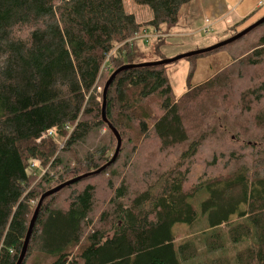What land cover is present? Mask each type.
Returning <instances> with one entry per match:
<instances>
[{"label":"trees","instance_id":"16d2710c","mask_svg":"<svg viewBox=\"0 0 264 264\" xmlns=\"http://www.w3.org/2000/svg\"><path fill=\"white\" fill-rule=\"evenodd\" d=\"M132 1L149 10L148 22L138 23L123 0H0V264L18 261L30 202L52 183L93 173L111 160L117 139L110 127L122 141L117 158L43 201L22 264H214L200 262L194 237L180 239L173 231L199 221L213 252L224 249V230L231 245L252 247L253 258L241 264H264V142L253 137L264 129V79L248 76L264 65V33L235 69L245 72L246 91L234 88L233 72L191 85L198 55L187 58V90L176 98L170 65L138 66L156 61L144 59L148 54L132 40L141 27L153 33L174 25L195 0ZM163 44L156 40L149 55L163 60ZM130 64L135 67L119 72L106 90L105 121L103 75ZM219 97L232 102V114L243 109L240 119L249 121L229 114L228 120L225 113L224 129H236L228 124L234 122L250 130L247 137L186 127L196 105L193 120H217V104L208 112L199 104L208 98L210 106ZM51 128L66 137L60 150L53 138L38 142ZM147 142L164 157L138 156L141 181L133 186V173L122 176L116 162L129 166ZM32 160L44 172L31 189ZM97 179H106L101 212ZM196 197L204 198L199 206L189 203ZM215 264L231 263L218 256Z\"/></svg>","mask_w":264,"mask_h":264},{"label":"rangeland","instance_id":"374dc122","mask_svg":"<svg viewBox=\"0 0 264 264\" xmlns=\"http://www.w3.org/2000/svg\"><path fill=\"white\" fill-rule=\"evenodd\" d=\"M201 1L206 3V4L212 2V0H201ZM194 2H197V1H194ZM123 4H124L125 11L129 14H134L138 23L144 24L145 22H148V20L151 18V13L149 12V10L146 7L137 5L132 0H123ZM192 4H193V2L191 4L183 7V10L181 11V13L179 15V20L177 23H175L174 25H171V26H169V25L164 26L160 30V32L153 31L154 36H152V37L146 36L149 32L148 30L147 31L145 30L146 28L141 27L139 29L138 34H136L134 36L132 41L135 42L134 44L138 48H140L141 51H146V54H148V56H146L144 59L157 62V61H163V60H170V59H172L178 55H182V54H185L188 52H194V51H198V50H202V49H212L213 47L219 45L221 42H224L227 39H230V38L236 36L237 34L242 32L245 28H247L248 26H250L251 24L254 23L253 22V23L249 24L248 26H245L242 29L236 28V26L230 27L232 25L230 23V20L232 18H227V16H225L224 19L221 20V22L212 26L209 33L208 32L206 33L204 31H203L204 32L203 33L202 31H199V28L203 26V22L205 20V16H203V14H202L203 9L201 10V14H199V13H197V12H199L197 9V6L192 7ZM190 10L192 11V13L194 12V16L191 18L193 24L192 23L190 24L187 21L188 20V13H191ZM191 14H190V16H191ZM193 18H194V20H193ZM210 19L212 21H214L213 20L214 18H210ZM212 21H210V22L212 23ZM263 33H264V27L258 29L256 32H254L250 36H247L244 40H241L240 42L233 44L230 47L223 49V47L225 46L224 45V46L219 47L217 49H213V50L207 52L206 54L203 53L204 55H201V54H200V56L197 55L198 59L196 61H194V73H193V78L190 81L191 85H193V86L197 85L198 86L199 84L207 82L209 79H210V81H211V79H218L227 73L233 72V76L235 75L233 82L235 84H237L234 86V88L237 89V87H238L239 89H241V87H242L243 89L241 91H246V88H244L242 86L243 84L247 83L246 74H245V72H235V69H236V71L238 69L241 70L239 67V62L243 59H247L248 56H250V54L253 53V51L256 48V46H255L256 41L254 39H257L259 37V35H261ZM139 35H140V37H138ZM156 40H164L163 47L160 50L161 58H163V60H159L160 58H158L157 56L149 55L153 50V47L155 45ZM167 65H170V67H169L170 72H169L168 80H169V83L171 85L173 95L176 98H179L187 90L186 89L187 88L186 79H187V75H188L187 73L189 71V62L187 61V58H185V59L179 60V61L171 63V64H167ZM108 70H109V68H108ZM104 71H106V70H104ZM259 75L261 77H263V79H264V65L262 67H258L256 72L248 73L249 77H253V76L259 77ZM243 76H245V77L243 78ZM103 77L104 78H102V79L104 81L101 80V89H102V86L104 87L105 82L107 81L109 76L105 74V75H103ZM263 79H261V80H263ZM97 92H100V88H98ZM228 94L231 95L230 93H228ZM242 95L243 94H241L240 96H236V98H231V99H234L236 101V100H238L239 97L241 98ZM225 97H227V95ZM200 98L201 97H199V99ZM211 101H209V102H211ZM207 102H208V98H202L201 103L199 105L202 107L206 106L207 112H208L209 108L213 104H217V106L219 107V109L217 111L218 119L213 120L209 117V121L193 120V118L195 116H197V115H195V113L196 114L199 113L197 110L198 105H196L194 107V109H191L187 113L188 116H187L185 121H186V125H187L186 127H188V129L194 131L193 129L195 128V126H196V128L199 125L202 126L203 128L207 127V126H210V127L213 126L212 128H214V130H217L219 133H225V132L229 131V137L231 139H234V135L238 136V134H240L242 137H247L246 134H248L249 133L248 131H250V130H247L245 127H243V126L241 127L240 125L235 124L234 122H230V123L228 122V124L233 125L234 128H236V129H224V127H223L224 125H222L221 121H220V117H223L225 115V113H226L228 120H229L228 114L232 117H235V118H237V116H238V118L240 119V116L242 115L243 109L239 110L234 115L229 111V109L235 108L231 101H230L231 103H229L228 101L225 102V100H222L219 97L217 99H214L210 106L207 104ZM240 120H241V123L249 122L244 117H242ZM214 125H216V126H214ZM104 132H105V130H102L101 133H104ZM236 132H238V134H236ZM253 137L261 138V140L264 142V129H256L254 131ZM53 139L58 144L59 150L62 149L63 145H64L63 142L65 141L66 137H64L63 135L62 136L60 135V136H55ZM254 140H257V139H254ZM91 141H93V140H91ZM120 143H122V141ZM149 143H151V142H147L146 144L149 145ZM116 147H117V145H116ZM121 147H122V145L120 144L119 151H121ZM142 148L143 147H140L139 150H141ZM139 150H138V152H136V151L134 152L135 155L131 157V164L129 166H128L127 162H125L123 160L120 161L121 158L119 161L116 162L117 163L116 168H117V170L122 171V176L127 175V173L129 175L131 172L133 173L134 179H135V180H133L134 181V183L132 184L133 186H135V181H137V182L141 181L139 176L141 174L140 168L142 165H137V163H136L138 156L144 157V159H147V160H148V158H154V159L157 158L158 160H162L164 157L163 155H159L157 150L154 149L152 145L145 147L141 151H139ZM114 153H115V151H114ZM114 153H113V155H114ZM170 159L171 158L168 157V160H170ZM30 165H31V163L29 164L27 172H28V174L31 175V186L30 187L32 189L33 187H36L39 185L43 173L40 169H34ZM114 167H115V165H114ZM146 170L147 169H143V172H145ZM123 173H124V175H123ZM82 176H84V174H82L81 177ZM78 177H80V176H78ZM88 177H90V176L84 177V179H86ZM97 180H98L97 181L98 201H100V203H101L100 207H98L99 208L98 212H101L103 210L101 206L104 204L105 199L107 200V198H108L107 192L105 193L106 179H102V180L97 179ZM54 183H52L50 185V189L47 191L53 190L54 188H56L58 186V185L53 186ZM57 192H59V191H57ZM201 194L204 195V198L206 197L205 193H201ZM64 195H65V193H64ZM64 195H61L59 199L60 200L64 199ZM204 198H202V199H204ZM39 199L36 201L30 202L31 213H30L29 218L27 219L28 222L31 221L32 215H33L34 210L38 204ZM202 199L196 197L195 199H190L189 203H192L196 206H199ZM204 229H205L204 221H199V223L197 225H194V226L177 225L173 228V231L176 233V235L178 234L180 239H183L186 237H189V238L194 237V239L196 240V243L198 245L199 252H200L199 260L201 263H203L204 261H209L211 259L212 263L215 264V259L218 256H223L224 258L229 259L231 264H241V263H244L245 260L253 258L252 247L247 246L246 244H242L240 246L231 245L230 240L226 236V233L224 232V230L221 231V234H220V236L222 237L221 239L224 242V249L221 251H214L213 252L209 246L210 241L209 240L207 241V234L208 233L206 231H204Z\"/></svg>","mask_w":264,"mask_h":264},{"label":"water","instance_id":"95a60500","mask_svg":"<svg viewBox=\"0 0 264 264\" xmlns=\"http://www.w3.org/2000/svg\"><path fill=\"white\" fill-rule=\"evenodd\" d=\"M264 22V16L261 17L259 20H257L256 22H254L253 24H251L250 26H248L247 28H245L242 32H240L239 34H237L236 36L230 38V39H227L226 41L224 42H221L219 45L213 47L212 49H202V50H198V51H194V52H188V53H185V54H182V55H178L170 60H163V61H157V62H153V63H147V64H141V65H138V66H146V65H167V64H171V63H174V62H177L179 60H182V59H185V58H190V57H193V56H197V55H200V54H203V53H207L213 49H217L219 47H222L224 45H228L236 40H238L239 38H241L242 36H244L245 34L248 33V31H252L254 28H256L257 26L261 25L262 23ZM132 67H135V66H131L130 65H126V66H123L117 70H115L110 76L109 78L107 79V81L105 82V85L103 87V92H102V96H103V103H102V117L103 119L106 121V118H105V103H106V93L108 90V87L110 86V84L112 83L113 79L115 78V76L125 70V69H128V68H132ZM112 132L114 133L116 139H117V147H116V150H115V153L114 155L112 156V159L104 166H102L99 170H96L95 172L93 173H90V174H85L84 176H80L78 178H75V179H72L70 180L69 182H65L64 184H60L58 185L56 188H54L53 190H50V191H47L45 192L44 194L41 195L39 201H38V204L34 210V213L32 215V218H31V221L29 222V225H28V229H27V234H26V237H25V240H24V243H23V247H22V250L21 252L19 253V258H18V261L16 264H22L24 259H25V256H26V252H27V248H28V244H29V241H30V237H31V234H32V230L34 228V225H35V222H36V219H37V216H38V213H39V210L42 206V203L43 201L49 197L50 195L56 193L57 191H60L61 189H63L65 186L67 185H70L84 177H87V176H91V175H97L99 174L101 171H103L104 169H106L108 166H110L114 161L115 159L117 158L118 156V153H119V149H120V142H121V139L117 133V131L110 127Z\"/></svg>","mask_w":264,"mask_h":264},{"label":"crops","instance_id":"0c3cea01","mask_svg":"<svg viewBox=\"0 0 264 264\" xmlns=\"http://www.w3.org/2000/svg\"><path fill=\"white\" fill-rule=\"evenodd\" d=\"M195 1L197 2L193 1L192 7L197 6L199 11L197 13L199 14H201V10L203 9L202 14L205 16L203 26L199 28V31L202 32L203 29L208 26L207 32L209 33L212 26L221 22L225 16H227V18H232L230 20L232 24L230 27L236 26V28L239 29L256 22L264 16V0H212V2L208 4L201 0ZM190 12L192 13L191 10ZM191 13H188L187 21L193 24L191 18L194 16V12ZM210 18H214V21ZM210 21H212V23Z\"/></svg>","mask_w":264,"mask_h":264},{"label":"built area","instance_id":"2783aa9c","mask_svg":"<svg viewBox=\"0 0 264 264\" xmlns=\"http://www.w3.org/2000/svg\"><path fill=\"white\" fill-rule=\"evenodd\" d=\"M203 31L207 32L208 31V26L205 27L203 29ZM148 34L146 36H150V37L154 36L153 33H151V32H148ZM138 37H140V35ZM55 136H60V134H59V132H58V130L56 128H51V129L47 130L44 134H42V136L38 139V142L41 139L54 138ZM31 167L34 168V169H40L42 172H44L42 170V168H41L40 161H38V160H32L31 161Z\"/></svg>","mask_w":264,"mask_h":264}]
</instances>
